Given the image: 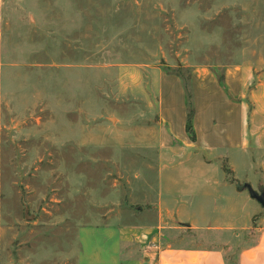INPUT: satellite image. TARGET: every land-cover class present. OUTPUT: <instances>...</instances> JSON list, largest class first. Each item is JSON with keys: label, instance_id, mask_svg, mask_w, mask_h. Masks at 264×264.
Instances as JSON below:
<instances>
[{"label": "rangeland", "instance_id": "1", "mask_svg": "<svg viewBox=\"0 0 264 264\" xmlns=\"http://www.w3.org/2000/svg\"><path fill=\"white\" fill-rule=\"evenodd\" d=\"M179 102L187 140L164 149ZM164 162L213 168L207 216L232 209L238 228L199 231L198 195L171 226L186 245L240 235L237 264L264 225V0H0V264H140L135 240L88 260L110 231L158 223Z\"/></svg>", "mask_w": 264, "mask_h": 264}, {"label": "crops", "instance_id": "2", "mask_svg": "<svg viewBox=\"0 0 264 264\" xmlns=\"http://www.w3.org/2000/svg\"><path fill=\"white\" fill-rule=\"evenodd\" d=\"M179 103L178 109L174 108L172 112L170 110L166 111L169 113L167 114L169 118L175 114L178 115L179 120L175 122L170 120L167 122L165 120L161 125L158 142L164 149L173 147L174 137L185 142L187 140L185 128L186 107L183 108L181 102ZM195 125L199 139L203 136L204 142L208 139H223V135L219 134L220 131L218 132L214 125H201L197 120ZM214 127L215 131H213ZM231 136L233 139L231 145H234V143L237 145L239 142L238 135ZM192 143L199 148L198 142ZM213 171V168L206 166L172 168L170 163L164 162V165L159 168L157 197H155L156 202H154L155 207L159 209L158 223L152 225L142 223L139 226L125 230V232L121 228L110 231L108 233L109 240L104 246L105 250L102 253L92 254L88 263H112L118 258V252L121 254L123 245L126 242L135 240L139 244L140 249H142L143 257L138 260L140 264H226L225 251L229 247L226 244L230 243L231 246L233 242L237 244L240 235L235 233L238 236H230L225 240L227 243H224L223 240L218 241L204 237L203 241L198 244L186 245L188 236L183 234L180 227L171 226V220L189 215V211L186 208L193 205L191 201L198 195L199 204L196 206L199 207V218L197 219L200 224L199 231L210 229L208 226L205 227L207 223H214L215 231H232L238 228L239 217H237V214L233 216V213H231L232 209L230 210L231 214L227 215L229 218L226 221L219 217L209 219L207 216L206 208L209 203L213 202L215 205L216 202L214 201L223 197L220 194L217 195L221 182H218L216 178L209 177L213 174ZM208 185L213 187V194L207 192ZM228 187L230 190L233 189L232 186ZM233 217L235 218L231 220ZM192 218L190 216V219ZM115 219L119 218L116 217ZM228 219L231 221L227 222ZM262 222L264 224V220ZM183 241H185V244H180ZM107 250L110 251L109 254L105 253ZM237 264H264V225L260 228L257 240L253 243L250 241L246 242L241 247V250L238 251Z\"/></svg>", "mask_w": 264, "mask_h": 264}, {"label": "water", "instance_id": "3", "mask_svg": "<svg viewBox=\"0 0 264 264\" xmlns=\"http://www.w3.org/2000/svg\"><path fill=\"white\" fill-rule=\"evenodd\" d=\"M251 194L254 198H256L259 202H261L264 205V194L263 195H259L258 193H256L255 191L251 190Z\"/></svg>", "mask_w": 264, "mask_h": 264}, {"label": "trees", "instance_id": "4", "mask_svg": "<svg viewBox=\"0 0 264 264\" xmlns=\"http://www.w3.org/2000/svg\"><path fill=\"white\" fill-rule=\"evenodd\" d=\"M188 125L187 128L191 131V127H192V119H193V111H191L188 115Z\"/></svg>", "mask_w": 264, "mask_h": 264}]
</instances>
